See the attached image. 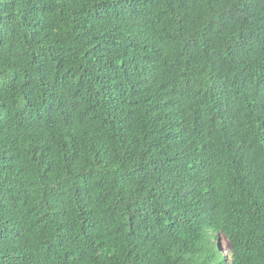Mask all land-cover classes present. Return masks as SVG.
<instances>
[{"label":"trees","instance_id":"obj_1","mask_svg":"<svg viewBox=\"0 0 264 264\" xmlns=\"http://www.w3.org/2000/svg\"><path fill=\"white\" fill-rule=\"evenodd\" d=\"M0 264H264V0H0Z\"/></svg>","mask_w":264,"mask_h":264},{"label":"rangeland","instance_id":"obj_2","mask_svg":"<svg viewBox=\"0 0 264 264\" xmlns=\"http://www.w3.org/2000/svg\"><path fill=\"white\" fill-rule=\"evenodd\" d=\"M219 244H220V248L223 252H226L228 250V243L223 236L220 237Z\"/></svg>","mask_w":264,"mask_h":264}]
</instances>
